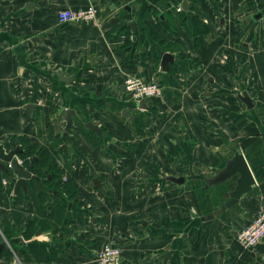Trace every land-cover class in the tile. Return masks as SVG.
Returning a JSON list of instances; mask_svg holds the SVG:
<instances>
[{
    "label": "crops",
    "instance_id": "crops-1",
    "mask_svg": "<svg viewBox=\"0 0 264 264\" xmlns=\"http://www.w3.org/2000/svg\"><path fill=\"white\" fill-rule=\"evenodd\" d=\"M178 3L0 0V145L42 157L44 164L31 168L35 175L50 166L62 172L60 179L57 173L52 181L42 179L43 187L29 180L27 191L16 192L0 170V224L13 236L12 253L7 246L0 264H96L95 238L120 246L123 264H217L207 246L221 219L200 218L221 206L225 189L207 188L203 177L222 169L234 150L245 155L257 185L223 228L235 234L264 210V28L237 29L244 16L236 8L219 26L204 2L210 29L196 42L175 15ZM189 5L196 9L195 0ZM89 6L97 9L96 22L58 24L60 10ZM159 14L177 32L158 26ZM132 21L154 30L138 28L135 43L132 30L123 27ZM151 34L164 42L146 49ZM162 51L185 57L167 84L157 63ZM130 75L159 82L164 97L147 99V110L134 106L143 100L132 102L125 94ZM243 93L252 109L240 100ZM67 109L76 112L71 143L64 136ZM86 122L107 139L85 130ZM135 123L145 132L139 134ZM181 177L183 184L169 179ZM67 196L71 204L62 224L82 220L85 228L75 232L80 237L64 240L71 228L62 225L27 238L33 220L50 224L54 203ZM31 240L47 245L48 260L35 259L26 246ZM257 248L264 252V244Z\"/></svg>",
    "mask_w": 264,
    "mask_h": 264
},
{
    "label": "water",
    "instance_id": "water-1",
    "mask_svg": "<svg viewBox=\"0 0 264 264\" xmlns=\"http://www.w3.org/2000/svg\"><path fill=\"white\" fill-rule=\"evenodd\" d=\"M124 1L125 0H117V3L118 5H121ZM186 4H188V1L183 0L181 2V7L184 8V5ZM131 9L132 7L130 5L125 6V10L130 12ZM138 24L139 23L137 21H132L123 26L124 28L128 27L132 30V32L134 33L133 40L135 43L138 42ZM159 54V58L157 57V63L159 64V70L161 71L163 77V83L167 84L168 79H173V75L169 74L171 69H175L176 65L181 63V60L171 52L162 51V53ZM66 75V72H62L59 77L61 79H64ZM73 79H75V77L70 78V80ZM65 81L69 80L67 79ZM239 98L247 106V108L252 109L254 107L253 100L250 98L248 93H243L242 95L240 94ZM134 106L145 110L149 108L145 104L144 100L140 103L135 104ZM75 113L76 112L74 109L66 110L67 125L64 129V136L65 139L70 143L72 141L70 134L76 126ZM124 114L129 115V109H126V112H124ZM84 129L95 132L101 139H107L103 130L93 122H86L84 124ZM25 154L26 153L24 152L23 148L20 146L8 150L7 144L0 145V170L5 173L7 179L9 180L8 186H13L16 192H18L20 188L27 191V182L29 180H34L38 184V186L43 187L42 178L38 175L33 174L31 171L33 164L37 163L40 159L37 156H29L25 157L24 159L21 158V156L23 157L25 156ZM15 175L18 177L17 180H13ZM203 178L206 181L207 188L223 187V189L225 190L222 193L223 202L221 206L219 208H216L212 214H209L205 218H202V221H209L218 217L220 219L225 218L227 219V221H230L231 214L229 212H234L237 205L239 204V201L244 196L250 194L254 190V187L257 185V181L255 179L253 171L251 170V167L247 162L245 155L239 150H234L233 157L227 161L222 169L216 171L213 176ZM49 179H51V176H49ZM171 180L175 183L183 184L186 178H171ZM93 183L98 188H102V185L98 178H95L93 180ZM39 234L40 232L37 233V235ZM31 241L28 243H33V241ZM6 248V243L1 242L0 254Z\"/></svg>",
    "mask_w": 264,
    "mask_h": 264
},
{
    "label": "flooded vegetation",
    "instance_id": "flooded-vegetation-1",
    "mask_svg": "<svg viewBox=\"0 0 264 264\" xmlns=\"http://www.w3.org/2000/svg\"><path fill=\"white\" fill-rule=\"evenodd\" d=\"M177 1L179 3L175 8V15L179 16L180 23L184 28H186V30L188 29V31L193 34L196 42L199 39H203V37L209 33L210 29L209 22L206 19V8H203L204 2L207 4L208 10L213 11L214 15L217 17L219 26L225 24L224 14L236 8L237 11L244 16L242 20H238V22L235 23L237 29L241 27H248V29L254 33V31L259 26L264 28V0H195L196 9L192 8V6L189 5V2L192 0H187L188 4L184 5V8L181 7V2L183 0ZM152 7L150 6V8ZM156 22H158V26H160L164 30L177 32V27L170 24L164 14H159L156 18ZM141 27L146 29L150 33L154 30L151 27V24L149 25V23L142 24V26L141 24H138V28L141 29ZM148 39V42H145L146 49L151 44L155 46L164 42V40L158 39L156 35L153 36L152 34ZM178 58H180L181 63L185 61V57L183 54H181ZM179 64L177 66H179ZM172 75L174 76L173 70ZM135 126L139 134H142L146 130L145 128L139 126L137 123H135ZM169 179L171 180V178ZM213 212L214 211L211 210V212H209L206 216L212 214ZM206 216L201 217L200 222L204 223L212 221H202V218H205ZM231 223V219L230 221H227V219L225 218L221 219L218 222V230L220 231L214 233L215 242L207 246V254L209 256L212 255L211 257L213 261L216 259L217 264H264L263 251H260L258 248L245 249L237 240L238 230L235 232V234H232L224 229V226H230ZM222 233L224 234L222 235ZM262 244H264V242H262L260 245ZM232 245L234 246V249L230 247Z\"/></svg>",
    "mask_w": 264,
    "mask_h": 264
},
{
    "label": "built area",
    "instance_id": "built-area-1",
    "mask_svg": "<svg viewBox=\"0 0 264 264\" xmlns=\"http://www.w3.org/2000/svg\"><path fill=\"white\" fill-rule=\"evenodd\" d=\"M97 16L98 12L94 6L80 9L65 8L57 13L59 25L93 23L97 21ZM124 91L132 102L164 97V89L159 82H146L142 78L132 75L125 79ZM237 240L245 249L256 248L263 242L264 210H260L253 221L237 233ZM95 259L96 264H123V250L120 246L103 243L97 248Z\"/></svg>",
    "mask_w": 264,
    "mask_h": 264
},
{
    "label": "trees",
    "instance_id": "trees-1",
    "mask_svg": "<svg viewBox=\"0 0 264 264\" xmlns=\"http://www.w3.org/2000/svg\"><path fill=\"white\" fill-rule=\"evenodd\" d=\"M130 41V40H129ZM25 157L28 156V155H34L31 152H25ZM39 154L41 156H45L47 154L46 150L45 149H42L39 151ZM40 160L37 162V165H42V163L44 164V161H43V158L42 157H39L37 156ZM43 168H41V170H37V171H34V173H36L39 177H41L42 179H47L46 181H52L54 178V176L56 174H52L54 175L51 180L49 179V171L46 172L45 175L44 172H42ZM45 182V180H43ZM66 187V186H65ZM44 199H41V201L43 202ZM57 203H54V210L52 211V214H51V221L50 224L49 223H46L44 221H38L36 222L37 220H33V222L30 224L29 226V229L28 231L26 232V237L29 238L33 235V233L41 228V229H53V228H60L63 224V221L65 220V214H66V211H67V208H68V204L65 200L63 199H57L56 200ZM41 210V209H39ZM36 222V223H35ZM26 246L29 247V250L31 251V253L35 256V259L36 260H40V261H46L49 259V252L47 250V245H43V244H37V243H31V244H27ZM22 252L25 254L26 253V247H22L21 248ZM21 252V253H22ZM27 254V253H26Z\"/></svg>",
    "mask_w": 264,
    "mask_h": 264
},
{
    "label": "rangeland",
    "instance_id": "rangeland-1",
    "mask_svg": "<svg viewBox=\"0 0 264 264\" xmlns=\"http://www.w3.org/2000/svg\"><path fill=\"white\" fill-rule=\"evenodd\" d=\"M49 169H50V171H49L50 175L49 176H51V178L54 176L52 174H55V173H57V177H59V179L62 177V172L59 171L58 167L52 168L50 166ZM45 171H47L46 168H45ZM45 174H46V172L43 175H45ZM64 180L65 179H63L62 181L65 182ZM60 181L61 180H59V183L56 180L54 182L55 187H57V189L58 188H61V186H60L61 182ZM65 201L67 202V204H71V200H70V198L68 196L65 198ZM80 221H82V220H79V222H75L74 221L75 223H73V222H70V221L67 220L66 223L63 224V225H65L66 228L68 226L71 228V229L68 228V229L65 230V232H67V233H64V236L62 237V238H64V240H71L73 237H75V238H79L80 237L75 232H78V231L81 232V227L85 228V226H86V225L82 224ZM6 229L7 228L5 227V225H1L0 224V243L1 242H5L6 245L9 247V249L10 248L13 249V246H12L13 244L10 243V240H11L10 238H12L13 236L10 235V233H8ZM99 240L100 239L97 240V238H95L93 240V242H90L91 243V246H93L95 250H97V248L99 247V245H101L103 243H109V242H103V241H99ZM110 243L112 244V242H110ZM17 248H19V246H17ZM11 249L9 251L12 253V250ZM6 252L9 253L8 250Z\"/></svg>",
    "mask_w": 264,
    "mask_h": 264
}]
</instances>
